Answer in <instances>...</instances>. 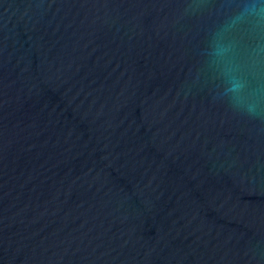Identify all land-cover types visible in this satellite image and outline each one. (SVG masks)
Returning <instances> with one entry per match:
<instances>
[{
	"label": "water",
	"instance_id": "1",
	"mask_svg": "<svg viewBox=\"0 0 264 264\" xmlns=\"http://www.w3.org/2000/svg\"><path fill=\"white\" fill-rule=\"evenodd\" d=\"M240 2L0 0V264H264V119L206 56Z\"/></svg>",
	"mask_w": 264,
	"mask_h": 264
},
{
	"label": "clouds",
	"instance_id": "2",
	"mask_svg": "<svg viewBox=\"0 0 264 264\" xmlns=\"http://www.w3.org/2000/svg\"><path fill=\"white\" fill-rule=\"evenodd\" d=\"M242 27L244 39L237 36ZM206 56L219 81V98L236 112L264 119V0H241L211 35Z\"/></svg>",
	"mask_w": 264,
	"mask_h": 264
}]
</instances>
